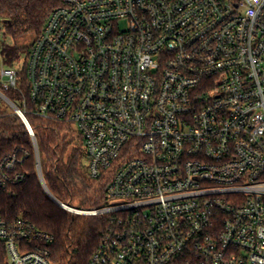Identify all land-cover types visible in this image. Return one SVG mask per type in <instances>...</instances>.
<instances>
[{"label": "built area", "instance_id": "built-area-1", "mask_svg": "<svg viewBox=\"0 0 264 264\" xmlns=\"http://www.w3.org/2000/svg\"><path fill=\"white\" fill-rule=\"evenodd\" d=\"M0 101L71 129L108 217L89 264H264V0H63ZM20 96L21 108L4 92ZM30 153L0 160V193ZM47 190V188H46ZM54 237L0 212V264H52Z\"/></svg>", "mask_w": 264, "mask_h": 264}, {"label": "trees", "instance_id": "trees-1", "mask_svg": "<svg viewBox=\"0 0 264 264\" xmlns=\"http://www.w3.org/2000/svg\"><path fill=\"white\" fill-rule=\"evenodd\" d=\"M63 0H0V66L25 72L27 55L41 35L50 14ZM29 37L30 44L20 47L17 41ZM16 106L22 107L14 91L4 92ZM49 193L61 204L82 211L99 209L106 201L107 183L89 177L88 161L79 135L65 126L48 123L29 115ZM19 151L28 152L24 170L26 181L0 193V212L7 220L23 218L51 233L53 264H89L108 217H85L72 214L46 194L35 173V150L22 120L0 108V160Z\"/></svg>", "mask_w": 264, "mask_h": 264}, {"label": "rangeland", "instance_id": "rangeland-1", "mask_svg": "<svg viewBox=\"0 0 264 264\" xmlns=\"http://www.w3.org/2000/svg\"><path fill=\"white\" fill-rule=\"evenodd\" d=\"M31 40L29 39V37H24V38H21L17 41V44L20 46V47H26L30 44ZM0 108L3 110V111H7V112H10L12 113V108L5 102L3 101H0ZM42 184V183H41ZM43 186V185H42ZM44 188V186H43ZM46 194L48 195V197H50L56 204H58L60 206V202L55 199L50 193L48 190H46V188H44ZM73 207L77 208L79 207L78 204H73ZM85 217H88V216H85ZM53 264V263H52Z\"/></svg>", "mask_w": 264, "mask_h": 264}]
</instances>
